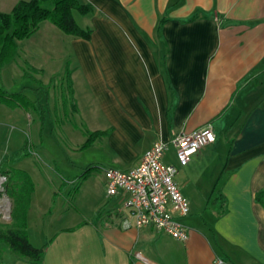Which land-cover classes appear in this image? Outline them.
<instances>
[{
    "label": "crops",
    "instance_id": "obj_1",
    "mask_svg": "<svg viewBox=\"0 0 264 264\" xmlns=\"http://www.w3.org/2000/svg\"><path fill=\"white\" fill-rule=\"evenodd\" d=\"M18 1L0 0V12ZM81 1L94 9L79 23L90 39L44 21L19 55L41 71L59 56L72 110L94 122L90 131L110 130L90 146L101 154L89 168L130 170L155 141L169 144L164 162L178 167L190 201L180 218L188 239L119 226L112 215L125 194L109 197L104 173L96 222L60 225L52 239L28 227L34 246L47 244L36 264H264V0ZM207 124L215 142L180 164L174 138ZM2 264L34 263L16 255Z\"/></svg>",
    "mask_w": 264,
    "mask_h": 264
},
{
    "label": "rangeland",
    "instance_id": "obj_2",
    "mask_svg": "<svg viewBox=\"0 0 264 264\" xmlns=\"http://www.w3.org/2000/svg\"><path fill=\"white\" fill-rule=\"evenodd\" d=\"M75 17L84 24L79 12ZM60 62V57L55 56L50 67L36 73L28 69L31 63L21 54L3 67L0 76L6 89L24 92L36 104V108L29 110L0 105L8 110L0 112V122L7 123L0 139V164L4 171L16 166L30 173L35 191L31 195L28 227L33 232L42 229L49 239L58 226L76 219L96 222L100 209L97 192L104 176V170L92 169L93 177L83 180L88 164H96L94 160L101 151L93 147L82 149L87 137L85 132L92 129L94 122L82 120L72 110L75 96L69 88V71L64 66L59 72ZM73 65L69 68L74 70ZM26 70L30 76L24 75ZM26 140L31 152L20 157L19 151ZM15 256L6 247L2 259L7 261Z\"/></svg>",
    "mask_w": 264,
    "mask_h": 264
},
{
    "label": "trees",
    "instance_id": "obj_3",
    "mask_svg": "<svg viewBox=\"0 0 264 264\" xmlns=\"http://www.w3.org/2000/svg\"><path fill=\"white\" fill-rule=\"evenodd\" d=\"M93 11L91 4L81 0H19L11 11L0 12V71L18 57L19 41L37 32L44 21H50L70 36L90 39L93 29L80 25L75 13L87 15ZM29 68L36 73L41 71L33 65H29ZM24 75L30 76V72L26 70ZM0 104L25 110L36 108L35 102L24 92L11 91L4 86H0ZM85 133L87 137L82 149L89 148L97 138L108 135L110 130ZM30 152V143L26 140L18 156H27ZM91 169L83 175L84 178L89 175ZM0 173L8 176L7 192L12 199L11 221L0 222V264L3 262L2 254L6 247L31 263H39L45 255L47 244L37 247L31 243L27 221L35 183L24 169L12 167L4 171L1 170L0 164ZM220 195L218 200H222Z\"/></svg>",
    "mask_w": 264,
    "mask_h": 264
},
{
    "label": "built area",
    "instance_id": "obj_4",
    "mask_svg": "<svg viewBox=\"0 0 264 264\" xmlns=\"http://www.w3.org/2000/svg\"><path fill=\"white\" fill-rule=\"evenodd\" d=\"M215 140L216 133L211 124L181 132L173 140L179 162L187 163L195 153ZM168 146L166 141H155L138 165L130 170L106 168V190L109 197L121 191L125 194L123 205L112 215L119 226L125 229L151 226L177 239L187 240V226L180 218L189 214L190 201L175 179L178 167L164 162ZM8 180L7 174L0 173V222H10L12 218Z\"/></svg>",
    "mask_w": 264,
    "mask_h": 264
}]
</instances>
